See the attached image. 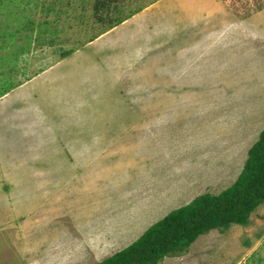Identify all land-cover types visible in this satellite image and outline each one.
Returning a JSON list of instances; mask_svg holds the SVG:
<instances>
[{
  "label": "rangeland",
  "instance_id": "374dc122",
  "mask_svg": "<svg viewBox=\"0 0 264 264\" xmlns=\"http://www.w3.org/2000/svg\"><path fill=\"white\" fill-rule=\"evenodd\" d=\"M94 3L0 0V34L32 37L0 91L54 63L24 102L50 130L40 124L23 177L1 188L20 206L8 217L0 204V264L103 259L229 186L264 126V0H111L102 20ZM6 105L23 106L15 94ZM161 264H264V202Z\"/></svg>",
  "mask_w": 264,
  "mask_h": 264
},
{
  "label": "trees",
  "instance_id": "16d2710c",
  "mask_svg": "<svg viewBox=\"0 0 264 264\" xmlns=\"http://www.w3.org/2000/svg\"><path fill=\"white\" fill-rule=\"evenodd\" d=\"M109 1L111 0H95V19L104 18L103 11L107 9ZM132 14L133 12L130 13ZM130 15L108 20L107 29L121 23ZM0 35L8 37V40L0 44V49L8 48L6 52L0 53V76L10 75L18 67L17 55L29 52L32 37L25 34L24 37L30 40L29 43L17 45L13 32L1 31ZM7 55L14 57V60L10 58V61H4ZM13 81L0 91V96L17 85L15 79ZM263 202L264 126L247 149L243 166L229 186L216 194L201 193L188 203L173 208L150 224L128 245L93 264H161L165 256L185 252L203 233L212 229L224 231L232 224L246 225L250 214Z\"/></svg>",
  "mask_w": 264,
  "mask_h": 264
},
{
  "label": "crops",
  "instance_id": "0c3cea01",
  "mask_svg": "<svg viewBox=\"0 0 264 264\" xmlns=\"http://www.w3.org/2000/svg\"><path fill=\"white\" fill-rule=\"evenodd\" d=\"M106 30H103L101 33H104ZM101 33H99L98 35H100ZM90 40L86 41L85 43H88ZM52 65H54V63L50 62L47 67L37 72V74H34L30 78H25L22 80L20 79L17 80V78H15L16 80L15 82H17V85L14 86L5 94H3L2 96H0V98L6 99V98H11L15 94L17 103L19 102L23 105L18 107L20 108V110L16 108L14 111H10V108L7 105L6 108L0 107V109L5 108V110L8 112L6 115V117H8L7 121L0 120V204L2 203L1 205L2 206L4 205L3 208L6 209L7 211L10 210L8 217L14 215V212L18 209L19 204L16 202V200L13 201V198L10 196H7L8 198L4 199V197H2V194L6 193V191L5 189L1 190V188L2 186L5 185H9L10 188H15L16 185L18 184L17 180L19 176L20 178L23 177L25 172L24 168L26 166L23 165V162L25 160L26 161L31 160L30 158L34 152V148H33L34 140L35 141L37 140L36 144H39L40 124L43 125L46 131L50 130V124H48V122L39 123L36 120H34L36 119V117H34V114L35 113L37 114L39 107L37 105L36 107L33 108L29 106L24 107L25 106L24 102L26 99H28V97H32L34 94L33 92L36 83L35 81L36 76H39L43 71L48 70V68H50ZM28 104L32 106L31 103ZM22 108H24L25 111L21 110ZM19 119L22 120L19 121ZM49 133L50 132L48 131L47 134ZM24 155L27 157V159L25 158ZM21 161H22V166L19 168V170L17 169V167L14 170H10L12 166H15L17 163ZM8 192L9 190L7 191V193ZM1 218L2 217L0 215V220Z\"/></svg>",
  "mask_w": 264,
  "mask_h": 264
}]
</instances>
